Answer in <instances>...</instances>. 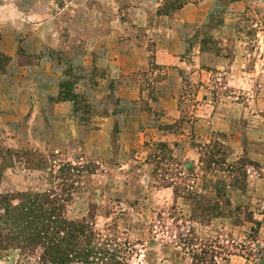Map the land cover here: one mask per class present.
Masks as SVG:
<instances>
[{"label": "rangeland", "instance_id": "obj_1", "mask_svg": "<svg viewBox=\"0 0 264 264\" xmlns=\"http://www.w3.org/2000/svg\"><path fill=\"white\" fill-rule=\"evenodd\" d=\"M0 264H264V0H0Z\"/></svg>", "mask_w": 264, "mask_h": 264}, {"label": "trees", "instance_id": "obj_2", "mask_svg": "<svg viewBox=\"0 0 264 264\" xmlns=\"http://www.w3.org/2000/svg\"><path fill=\"white\" fill-rule=\"evenodd\" d=\"M53 223H55V222H53ZM71 227H72V229L70 231H72L71 234H73V236L70 239V234H69L68 239H70V241H73L74 240V243H76L77 246H80L81 245L80 244L81 241H87L86 240L87 237H85V229H84V227H81V226L78 227V228L73 227V226H71ZM41 230L42 231H40V233H41L42 236H44V233H47V231H48V229L45 230V227H43V229H41ZM38 238H41L42 239L41 236L38 237ZM45 238H48V237H45ZM61 242L62 241H59V242H56V243H50V244H53V247H54V245H56L55 248H53L54 249L53 252H50V253H55V256L56 257L57 256H60V254H61V251H62V249H61V246H62L61 245ZM49 247H52V245H48L46 248H49Z\"/></svg>", "mask_w": 264, "mask_h": 264}]
</instances>
